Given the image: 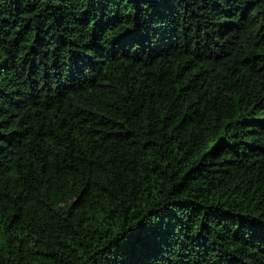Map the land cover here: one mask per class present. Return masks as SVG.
Here are the masks:
<instances>
[{
  "label": "trees",
  "instance_id": "trees-1",
  "mask_svg": "<svg viewBox=\"0 0 264 264\" xmlns=\"http://www.w3.org/2000/svg\"><path fill=\"white\" fill-rule=\"evenodd\" d=\"M0 264H264V0H0Z\"/></svg>",
  "mask_w": 264,
  "mask_h": 264
}]
</instances>
